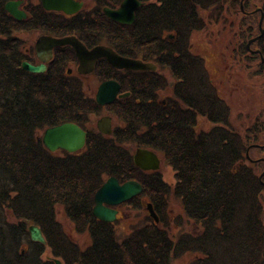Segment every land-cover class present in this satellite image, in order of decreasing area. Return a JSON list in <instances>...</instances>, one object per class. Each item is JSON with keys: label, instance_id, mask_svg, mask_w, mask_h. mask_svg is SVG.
Wrapping results in <instances>:
<instances>
[{"label": "trees", "instance_id": "trees-1", "mask_svg": "<svg viewBox=\"0 0 264 264\" xmlns=\"http://www.w3.org/2000/svg\"><path fill=\"white\" fill-rule=\"evenodd\" d=\"M8 1L0 0V264H174L187 253L194 255L187 264H264V117L242 131L204 57L189 48L194 32L210 25L220 30L232 18L226 25L234 36L230 67L264 75V0H141L130 25L103 11L122 0H95L91 10L74 15L27 0L23 19L9 13ZM27 31L76 34L85 44L104 40L122 55L145 60L156 54L175 79L173 94L160 102L159 90L169 86L165 76L129 71L125 76L132 81L121 79L131 95L108 104L124 124L104 134L92 121L102 106L87 95L79 74L69 73L68 65L77 61L74 50L57 47L44 72L28 71L23 64L34 50L26 48ZM199 116L212 126L199 131ZM67 121L86 129L85 147L49 150L43 132ZM139 147L161 152L176 182L136 165ZM111 176L140 181L143 192L124 203L142 209L148 197L159 221L149 212L146 222L122 234L119 218L99 219L95 193ZM171 196L181 200L184 218L200 232L173 231ZM59 208L77 233L90 236L86 248L66 233ZM32 224L45 243L32 240Z\"/></svg>", "mask_w": 264, "mask_h": 264}, {"label": "water", "instance_id": "water-1", "mask_svg": "<svg viewBox=\"0 0 264 264\" xmlns=\"http://www.w3.org/2000/svg\"><path fill=\"white\" fill-rule=\"evenodd\" d=\"M24 0H10L5 7L15 18L23 19L27 17V12L21 7ZM42 4L47 10L63 11L66 14L72 15L79 12L84 6V1L81 0H42ZM144 4L141 0H122L117 7L105 6L104 13L110 19H113L121 24H133L136 20L137 9ZM260 20V26L262 25ZM262 33L264 30L262 29ZM257 37L251 39L247 46L250 49L251 43ZM60 46H71L78 58V72L82 74L91 73L97 61L101 58H106L108 62L118 69L131 70H153L156 65L153 62L144 61L121 55L115 48L109 45H98L93 48L81 41L75 35L67 36H52L41 35L36 41V52L38 56L47 55L52 56L53 49ZM46 60V59H43ZM264 60V58H263ZM24 68L31 72H44L47 68L45 61L39 64H34L30 61H24ZM121 86L116 80L104 81L97 92V102L100 104H110L115 101ZM130 93L126 92L120 95L121 97L128 96ZM98 129L104 134H112V117L104 116L98 120ZM44 145L51 151L59 149L68 152H77L82 150L87 142V131L76 122L67 121L55 126L45 129L42 135ZM249 155V154H248ZM134 161L136 165L144 170L158 169L161 160L157 153L147 148H137L134 153ZM264 176V171L260 178ZM143 192V185L138 180H128L123 183L115 176L109 177L104 184L95 193V205L93 208L94 214L101 220L113 222L117 220L119 210L115 205L121 204L134 196ZM149 210L156 221L159 217L152 204L149 203ZM31 238L34 241L42 243L46 239L38 225L32 224L29 227ZM61 264L60 260H57Z\"/></svg>", "mask_w": 264, "mask_h": 264}, {"label": "rangeland", "instance_id": "rangeland-1", "mask_svg": "<svg viewBox=\"0 0 264 264\" xmlns=\"http://www.w3.org/2000/svg\"><path fill=\"white\" fill-rule=\"evenodd\" d=\"M33 1L34 3L39 2V0ZM84 1L86 3V7L84 9L91 10L93 7H95V0ZM27 4V0H24L23 4L21 5V7L25 6L22 7L25 9V11L28 7ZM242 5L243 3L241 2V9L243 10L244 7ZM233 21L234 20L230 18L226 23H224L223 28L220 30H215V28L210 25L207 26L209 28H206L204 31L200 32L199 30L194 32L190 39L189 48L192 53L204 57L206 67L217 85L219 90L218 92L232 108L233 121L242 127V131H245V129L256 120V118L264 117V75L252 76L249 74L248 70H238L234 69L233 66L230 67L231 62L235 63L232 58L233 54H231V51L228 50V48L233 43L234 36L232 35L231 31L228 30L226 25L227 23H231ZM39 35H41V33L37 31L24 32L22 37L25 39L26 48L32 47L35 52L34 47ZM168 35L169 34H167V36ZM30 54L32 58L34 53L30 52ZM68 66V68L72 67L74 69L73 74H76L77 71L75 65L70 63ZM229 67L230 70L228 69ZM161 74L165 77L167 76L169 84H173L175 82L173 75L168 69H162ZM118 75L120 76V74ZM83 82L84 90L87 94H92V92L96 90L100 83L99 79L95 75H91ZM170 86L171 88L167 87L159 91L158 98L160 102L165 103V100L169 98L168 96L172 94L173 85ZM107 112L110 113L108 110ZM103 113L106 114V111H102V113L99 115L97 114L96 116L94 115V117H92L93 126H96L97 119H99ZM113 124L115 127L122 123L120 120L114 117ZM211 126L212 124L206 118L200 116L198 117L196 128L199 131L200 129H209ZM147 149L153 150L150 148ZM159 156L158 157L160 158L161 163L160 168L157 171H160L168 183L174 184L176 182L175 170L164 160V155L161 152L159 153ZM262 170L264 171V168H262ZM142 200L143 201L141 203H143L144 207L142 209L133 208L131 204H126L124 202L121 205H118L117 209L119 210V219H117L119 221L117 223V229L120 233H129L134 226H139L147 221V216H149L150 211L148 210V197H144ZM168 206L170 223H172L174 227L173 231L176 234H179L180 232L198 233L202 230V228L194 221H189L188 218H184L183 207L181 205V200L178 197L171 196L169 198ZM58 218L60 219L66 233H68L76 242H78L82 248H86L91 243V238L88 234H79L75 231L73 223L61 208H59L58 211ZM179 218L182 222L180 226H178ZM45 255H49L51 257V249H48ZM193 257V254L187 253L183 257L178 258L174 264H187L193 259Z\"/></svg>", "mask_w": 264, "mask_h": 264}, {"label": "flooded vegetation", "instance_id": "flooded-vegetation-1", "mask_svg": "<svg viewBox=\"0 0 264 264\" xmlns=\"http://www.w3.org/2000/svg\"><path fill=\"white\" fill-rule=\"evenodd\" d=\"M40 2H41V4H42V0H39ZM81 1H84V0H81ZM120 4V3H119ZM118 4V5H119ZM43 5V4H42ZM22 7H25V6H22ZM44 7V6H43ZM86 7V3H85V1H84V6L82 7V9H84ZM45 8V7H44ZM81 9V10H82ZM47 10V9H46ZM80 10V11H81ZM48 11H54V12H58V13H64V14H66L65 12H63V11H57V10H48ZM27 12V11H26ZM67 15H69V14H67ZM74 15V14H73ZM27 17H28V13H27ZM27 17H25V18H27ZM41 35H52V36H56V35H53V34H47V33H41ZM41 35H39V36H41ZM68 35V34H67ZM67 35H63V36H67ZM69 35H75V36H77L79 39H80V37L78 36V35H76V34H69ZM167 37H171V38H173L171 35H168ZM81 40V39H80ZM99 40H100V38H99ZM82 41V40H81ZM95 41V40H94ZM35 45H36V43H35ZM87 46H88V48H93V47H95V46H98V45H109L108 43H106L104 40H100V41H95V42H93V41H90L89 43H87L86 44ZM109 46H112V45H109ZM69 47H71V46H69ZM113 47V46H112ZM57 47H55L54 49H53V54H52V56H47V55H41V56H38V54H37V52H36V48H35V52H34V55H33V57H32V61L31 62H33V63H35V64H39V63H41L42 61H45V63L46 64H48L49 63V61L52 59V57L54 56V53H55V49H56ZM72 48V47H71ZM114 48V47H113ZM73 49V48H72ZM74 50V49H73ZM116 50V49H115ZM75 52V51H74ZM118 52V51H117ZM119 53V52H118ZM76 54V53H75ZM122 55V54H121ZM124 56H126V55H124ZM76 57H77V55H76ZM127 57H130V56H127ZM131 58H136V59H142V60H144V61H148V62H153L155 65H156V68L155 69H153V70H131V69H118V68H116V67H114L113 65H111L109 62H108V60L106 59V58H101V59H99L98 61H97V63H96V65H95V68H94V70L91 72V73H88V74H82V73H80V72H78V70H77V66H78V63H79V61H78V58H77V61L76 62H72L71 64H73V65H75V68H76V74L78 73L79 74V77H81V79L83 80V81H85V79L86 78H88V77H90L91 75H95L98 79H99V85L97 86V88H96V90L95 91H93L92 92V94H87V95H89L90 97H93V98H95L96 99V96H97V92H98V89H99V86L104 82V81H107V80H116V81H118V83L120 84V86H121V88H120V90H119V92H118V94H117V97H116V99L117 98H124V97H128V96H130L131 95V90L128 88L129 86H125L124 85V83H123V81H122V79L121 78H123L124 80H128V79H130V77L129 76H125L129 71H152V72H157V73H160L161 74V71H162V69H166V68H164V67H162V65L160 64V62H158L157 61V55L156 54H154V58H152V59H150V60H145L144 59V57H142V56H139V57H131ZM43 59H46V60H43ZM106 63V64H105ZM99 64H101V66L100 67H98V65ZM105 64V65H104ZM111 65V66H109V65ZM109 67L110 68H113V69H115V71H117V72H120V76L118 75L119 73H116V72H112V74H111V69H109ZM169 70V69H168ZM170 71V70H169ZM69 73H74V69L72 68V67H70L69 68ZM105 75H109L110 77H108V76H105ZM166 79H167V76L165 77ZM131 80V79H130ZM132 81V80H131ZM167 81H168V79H167ZM168 83H169V81H168ZM172 84V83H171ZM171 84H169V86L168 87H170L171 88ZM91 88V87H90ZM172 88H173V86H172ZM165 89V88H164ZM160 90H162V89H160ZM159 90V91H160ZM126 92H129L130 94L128 95V96H124V97H121L120 95H122L123 93H126ZM172 94H173V90H172ZM115 99V100H116ZM97 100V99H96ZM101 106H102V110L100 111V113H102V111L103 112H105L106 111V114L105 113H103V115L100 117V118H102V117H104V116H111L112 117V126H113V128H114V117H113V115H111L110 113H108L107 112V110H108V104H100ZM99 113V114H100ZM108 113V114H107ZM98 114V115H99ZM96 116V115H95ZM92 117H94V115H92ZM99 118V119H100ZM99 119H97V122H96V126H97V129H98V120ZM122 124H124L123 122H121ZM99 130V129H98ZM61 150V149H60ZM59 151V150H58ZM157 154H158V156H159V153L160 152H156ZM160 157V156H159ZM160 168V167H159ZM158 168V169H159ZM158 169H148V170H145V171H147V172H154V171H157ZM118 205H121V204H118ZM118 205H115L114 207L115 208H118ZM118 215H119V213H118Z\"/></svg>", "mask_w": 264, "mask_h": 264}]
</instances>
